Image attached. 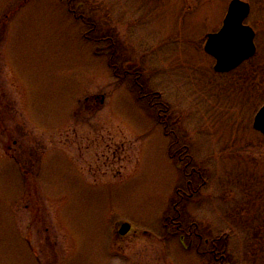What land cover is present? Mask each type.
<instances>
[{
	"label": "rangeland",
	"instance_id": "rangeland-1",
	"mask_svg": "<svg viewBox=\"0 0 264 264\" xmlns=\"http://www.w3.org/2000/svg\"><path fill=\"white\" fill-rule=\"evenodd\" d=\"M229 1L72 8L113 41L120 74L137 70L144 92H160L165 135L68 0H0V264H218L164 226L186 182L167 150L175 135L204 181L181 204L183 227L227 234L230 264H264V135L252 126L264 104V0H244L255 55L218 73L203 44ZM122 221L132 230L121 237Z\"/></svg>",
	"mask_w": 264,
	"mask_h": 264
},
{
	"label": "water",
	"instance_id": "water-1",
	"mask_svg": "<svg viewBox=\"0 0 264 264\" xmlns=\"http://www.w3.org/2000/svg\"><path fill=\"white\" fill-rule=\"evenodd\" d=\"M249 12L248 2L230 0L221 27L206 35L203 49L214 58L216 72H228L255 54V32L244 24ZM252 126L264 135V104L255 113ZM129 228V223H123L119 233L125 234Z\"/></svg>",
	"mask_w": 264,
	"mask_h": 264
},
{
	"label": "trees",
	"instance_id": "trees-1",
	"mask_svg": "<svg viewBox=\"0 0 264 264\" xmlns=\"http://www.w3.org/2000/svg\"><path fill=\"white\" fill-rule=\"evenodd\" d=\"M76 1L77 0H68V3H67L68 6L67 7L73 13V15H75V17H77V18L79 17V19H82L84 24L89 26L88 30L85 31L83 35L85 36V38L88 41H93L95 43H97L99 41H107L108 40V42H107V44H108V51H107V53H108V60H107L108 68L111 70V72L114 76H118L122 80L126 79V76L128 74L126 75L124 72L122 74H120L118 72V69H119L118 66L119 65H117L115 60L113 59V55H114L113 41L111 39H109V37H107V36L98 37V36L92 35L93 30L95 29L94 22H92L89 19L83 18L82 14L78 13V11L76 9H72V8H80V3L75 5ZM127 71L129 73H131V77L134 80V86L138 89L137 91H138L139 99L145 100L146 104L156 112L157 118L158 117L162 118L164 125H166V127H167L168 126L167 118H168V111H169L168 104H166L165 102H163L161 100V95L159 92L147 93V92L143 91V86L141 84H139V79L141 77V74L137 70H135V71L127 70ZM173 140L174 141L170 145V148H169V153L172 156V154H174L176 152L175 155L173 156V158L176 159L177 163L181 164V170L184 173V179L186 181L187 180L192 181L195 184V188L197 186H201L202 183L204 182V181H202V174L197 168H195V165L193 164L192 156L189 154L188 146L185 144H182V142L179 140V138H178L179 141L177 142V137H175V136H174ZM175 145H178V146H175ZM176 154H177V156H176ZM200 182H202V183H200ZM185 200L186 199L179 201V202L174 201V203H178V210H179L180 204L183 203ZM179 212H180V210H179ZM261 229H263L261 231V235L264 238L263 226L261 227ZM225 261L227 264H230V261L227 259V257H226Z\"/></svg>",
	"mask_w": 264,
	"mask_h": 264
},
{
	"label": "flooded vegetation",
	"instance_id": "flooded-vegetation-1",
	"mask_svg": "<svg viewBox=\"0 0 264 264\" xmlns=\"http://www.w3.org/2000/svg\"><path fill=\"white\" fill-rule=\"evenodd\" d=\"M168 120V118H167ZM166 120V121H167ZM158 123L160 124H164V122L162 121V118L158 117L157 118ZM168 123V122H167ZM166 125H164V130H165V135H168L169 133L166 132ZM174 132H173V136H174ZM176 136V135H175ZM178 136H177V142H178ZM176 153V152H175ZM172 154V156L175 155ZM177 156V154H176ZM200 186H197L195 188V184L190 181L187 180L185 182V187L184 188H176V194H177V200L176 201H182L188 197H191L192 195H194V193L199 189ZM173 209L176 211V215H167L165 216V221L168 222L167 225L169 224L172 227H176L178 230H182V223L180 220H178L179 218H181V212H179L178 210V203H175L173 205ZM121 225V223L119 224V226ZM166 226V224H165ZM118 233V229L116 230V234ZM187 233V234H186ZM186 234L187 237H189L190 239L192 238H196L197 242H196V252L200 255H211L213 260L215 262H218V264H227L226 263V255H225V248H226V237L227 234L225 235V237L222 238H204L202 234H200L197 230V227L195 224H191L189 229L184 233ZM220 245V246H219ZM189 246V244H188Z\"/></svg>",
	"mask_w": 264,
	"mask_h": 264
}]
</instances>
